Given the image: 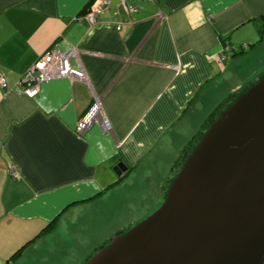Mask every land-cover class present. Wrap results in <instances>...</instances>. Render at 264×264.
I'll return each instance as SVG.
<instances>
[{"label":"crops","instance_id":"crops-1","mask_svg":"<svg viewBox=\"0 0 264 264\" xmlns=\"http://www.w3.org/2000/svg\"><path fill=\"white\" fill-rule=\"evenodd\" d=\"M91 2L0 0V264H79L86 227L128 226L220 100L264 68V0L113 1L89 25ZM51 47L74 49L85 79L19 91ZM95 94L102 116L78 133Z\"/></svg>","mask_w":264,"mask_h":264},{"label":"water","instance_id":"water-1","mask_svg":"<svg viewBox=\"0 0 264 264\" xmlns=\"http://www.w3.org/2000/svg\"><path fill=\"white\" fill-rule=\"evenodd\" d=\"M262 75L220 100L131 223L81 264H264Z\"/></svg>","mask_w":264,"mask_h":264},{"label":"built area","instance_id":"built-area-1","mask_svg":"<svg viewBox=\"0 0 264 264\" xmlns=\"http://www.w3.org/2000/svg\"><path fill=\"white\" fill-rule=\"evenodd\" d=\"M113 1L123 4L128 12H136L138 6L132 5L127 7L126 0H92L91 5L82 16L86 22L91 25L97 21L98 13L108 9ZM117 29L121 28V24L116 25ZM229 50V45L224 46L222 57H219L218 62L222 64L227 57L225 51ZM75 55V50L69 52H61L55 48H48L45 50L23 73L18 81V90L29 95L34 96L39 92L40 85L48 80L56 78H77L85 79V73L82 69L74 68L70 64V57ZM174 68H177L174 66ZM8 81L6 76L0 71V88L6 89ZM103 102L100 96L94 95L93 102L88 111L78 120L75 131L83 133L97 118L102 116ZM105 127L111 129V124L105 120ZM11 175L16 176V169L11 167L9 169Z\"/></svg>","mask_w":264,"mask_h":264},{"label":"rangeland","instance_id":"rangeland-1","mask_svg":"<svg viewBox=\"0 0 264 264\" xmlns=\"http://www.w3.org/2000/svg\"><path fill=\"white\" fill-rule=\"evenodd\" d=\"M262 53V54H261ZM261 53H259V54H261V55H264V49L262 50V52ZM261 65H264V58H262V61H260V62H257L256 63V67L259 69V67L261 66ZM263 70H264V68H263ZM254 71V69L253 68H248L247 69V72H249V73H252ZM257 74V72L255 73V75ZM250 78H252V76L251 77H249L248 78V80L250 79ZM123 209V208H122ZM100 215H102V218H103V216H105V217H107V216H109V215H107V214H100ZM111 215V214H110ZM123 215L125 216V215H127V214H122V216H121V220H123ZM110 217H112L113 218V215L112 216H110ZM108 218V217H107ZM100 223L101 222H99V223H97L98 225V227L97 226H95L94 224H90L89 226H87L86 228H88V227H93V228H88V229H86L87 231H88V235H89V241H93V243L92 244H89V242H88V245H86V246H83L84 247V249L86 248L87 249V254H81L80 255V260L77 262V263H79V264H81L83 261H84V259L98 246V245H102L103 243H105L117 230H119L120 228H122V227H119V228H109V224L107 223V221H103V226H100ZM107 223V224H106ZM122 225H125V223L124 224H122ZM126 227V226H125ZM83 231V230H82ZM87 244V243H86ZM97 245V246H96ZM95 246V247H94ZM100 246H98V247H100ZM97 247V248H98ZM84 253V252H83Z\"/></svg>","mask_w":264,"mask_h":264},{"label":"trees","instance_id":"trees-1","mask_svg":"<svg viewBox=\"0 0 264 264\" xmlns=\"http://www.w3.org/2000/svg\"><path fill=\"white\" fill-rule=\"evenodd\" d=\"M261 36H262V34H261ZM223 43H224V46H227V45H228L227 43H225V41H223ZM244 52H245L244 49L239 50V51H238V50H235V49H232V50H231V56H235V55H238V54H241V53H244ZM189 153H190V152H189ZM188 155H189V154H187V155L185 156L184 161H185V159L188 157ZM184 161L182 162V164L184 163ZM182 164L180 165L179 169L181 168ZM179 169H178V171H179ZM178 171H177V172H178ZM176 174H177V173H176ZM55 224H56V221H55V220L51 221V222H50L45 228H43V230L41 231V233L53 229L54 226H55ZM18 253H19V250H18L17 252H15V253L12 255L11 258L16 257V256L18 255Z\"/></svg>","mask_w":264,"mask_h":264},{"label":"flooded vegetation","instance_id":"flooded-vegetation-1","mask_svg":"<svg viewBox=\"0 0 264 264\" xmlns=\"http://www.w3.org/2000/svg\"><path fill=\"white\" fill-rule=\"evenodd\" d=\"M264 75H262V77H263ZM259 79V78H258ZM173 180V179H172ZM172 180H171V182H172ZM171 182H170V184H171ZM170 184H169V186H170ZM169 188V187H168ZM168 191V190H167ZM167 193L168 192H166V195H167ZM165 195V196H166ZM158 224V223H157ZM170 223H168V224H166L165 226H162V229L160 228V229H157V230H154V231H152V233H150L152 236H155L156 234H157V231H162L163 229L165 230L166 229V226H168Z\"/></svg>","mask_w":264,"mask_h":264}]
</instances>
